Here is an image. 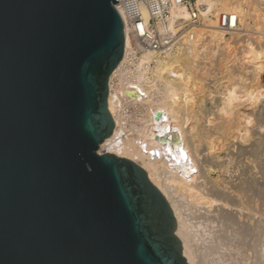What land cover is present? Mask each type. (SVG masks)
<instances>
[{"label": "water", "instance_id": "water-1", "mask_svg": "<svg viewBox=\"0 0 264 264\" xmlns=\"http://www.w3.org/2000/svg\"><path fill=\"white\" fill-rule=\"evenodd\" d=\"M118 0H0V264H189L136 162L98 152Z\"/></svg>", "mask_w": 264, "mask_h": 264}, {"label": "bare ground", "instance_id": "bare-ground-1", "mask_svg": "<svg viewBox=\"0 0 264 264\" xmlns=\"http://www.w3.org/2000/svg\"><path fill=\"white\" fill-rule=\"evenodd\" d=\"M196 1L204 5L199 8L203 23L182 27L165 50L139 48L129 34H124V54L108 83L107 106L114 128L98 152L126 157L145 170L171 208L187 263L264 264V241L258 243V238L264 237V192L229 186L240 200L238 211L245 210L246 217L250 212L260 214L252 228L247 218L236 224L241 213L235 216L229 209L234 203L226 197L227 187L222 180V189L205 186L211 168L206 164L218 163L219 151L228 147L227 141L233 145L237 138H246L250 113H264V85L260 84L264 70V0ZM168 12L165 29L174 35L181 22L175 20L187 19L189 14L182 5H174ZM142 14L146 21V9ZM222 14L227 29L219 25ZM159 23V30H164ZM251 28L256 29V35L249 33ZM136 50L141 52L138 57L134 56ZM239 60V69L233 71L232 65ZM129 63L133 69L129 65V69L124 68ZM211 76L212 87L225 89L219 91L220 96L208 113L204 97L207 92L216 91L208 89L203 80ZM123 96L145 103L142 120H150L154 126L143 124L134 132L125 133L119 109ZM245 106L250 110L248 115L243 111ZM154 109L163 112V116L155 113L161 117L162 126L154 121ZM189 142L195 146L203 143L207 158L198 163L197 152L187 149ZM247 148L240 146L238 151ZM218 200L220 204L215 205ZM219 221L223 224L221 229L210 227ZM198 231L202 234L197 235ZM251 231L256 233L249 245L244 239Z\"/></svg>", "mask_w": 264, "mask_h": 264}, {"label": "rangeland", "instance_id": "rangeland-1", "mask_svg": "<svg viewBox=\"0 0 264 264\" xmlns=\"http://www.w3.org/2000/svg\"><path fill=\"white\" fill-rule=\"evenodd\" d=\"M262 4H264V1H262ZM255 30L251 28L249 33L252 32L254 33V34L251 33L252 35H256L257 33L254 32ZM261 34L263 35L264 33L261 32ZM137 51L141 54L139 50H136L134 52L135 57H138L140 55V54H136ZM240 62L241 61L239 60L238 63L232 65L233 71H236L237 69H239ZM128 65L130 69H133V66L132 64L130 65V63L126 64L124 68L127 69ZM217 76L219 77V75ZM213 77L214 76L206 77L203 80L206 83L205 85H208V89H213L214 91H216V92H207L204 97V108L206 112L208 113L209 111H211L212 105L215 103V101L218 100V97L220 96L219 91H222L225 89V87H222V88L212 87L213 82H214ZM123 81L125 82V78ZM260 84L264 85V70L261 72V75H260ZM122 98L124 99L121 100L119 109L121 111L120 112L121 121L125 126V128L123 129L125 133L134 132L138 127L142 126L143 124H151L154 126V124H152V121L149 120V121L144 122V120H142L146 112V108H147L145 103H143L140 100H134V99L127 98L126 96H123ZM243 111L245 115H248L246 113L250 112V110L246 106L244 107ZM152 112H153L152 116H154L155 123H159V125L162 126L163 123L160 122L159 120L161 117H158V115L155 114L159 112V113H162V116H163L162 110L154 109ZM208 116H212V113L208 114ZM249 118L251 119V121L247 124L246 138L245 139L237 138L236 142H234L233 145H228L230 143L229 141H227L226 146L228 147L219 151L218 163L215 161H212L213 162L212 164H215V165L206 164L208 165V167H211V168H210V171L208 172V177L205 179V186L207 188L212 187V188L222 189L223 186L219 182V180H222L224 182V185L227 187L226 195L228 196L226 197L230 198L231 199L230 201L234 203L232 205L233 208L229 207V209H231V211H234L233 213L235 214V216L236 215L238 216L241 213V215L238 217V221L236 224L238 225V223L239 224L242 223V219L247 218L246 220L249 223V226L253 228L256 226L255 224L258 222V219H260L259 217L260 214L255 213L254 215L253 212H250L251 216L249 215V217H246L244 215L246 213L245 210L243 212L238 211L239 210L238 208L241 207V206L239 207L237 206V204H240V200L236 196V193L232 190V188H229V186L231 187L234 185H236V188L239 186H246L247 188H249V190L252 189L255 192H258V190H262L264 192V113L263 112L262 113L253 112L249 114ZM245 125L246 124H244L242 127H244ZM242 129L244 130V128ZM154 132H157V131L154 130ZM187 146H188L187 149L190 150L189 152L191 151L197 152V158H198L197 162L198 163L202 162L203 159L207 158L206 157L207 151L203 143H201L198 146H195L189 142ZM240 146H243V147L248 146L247 151H238V148ZM229 156L232 157L230 161H228ZM236 168L239 169L238 172L237 171L235 172ZM217 176H220V178L217 179ZM218 201L219 202L216 203L215 205L220 204L221 201L220 200ZM256 208H258V206H256ZM208 214H211V213H208ZM191 220L194 221V219H191ZM212 225H215L216 228L219 230L222 228L220 226L223 224L219 221V222L210 224V227ZM196 233L197 235H201L202 231H198ZM255 233L256 232L254 231L249 232V234L245 236L246 238L244 239V241L247 244L251 245L254 242L253 236ZM203 234L205 235L207 234V232H204ZM262 241H264V237L263 238L259 237L258 243L260 244V242Z\"/></svg>", "mask_w": 264, "mask_h": 264}, {"label": "built area", "instance_id": "built-area-1", "mask_svg": "<svg viewBox=\"0 0 264 264\" xmlns=\"http://www.w3.org/2000/svg\"><path fill=\"white\" fill-rule=\"evenodd\" d=\"M174 5L184 6L189 17L175 20L181 22L175 27L178 31L173 35L165 29L168 22L164 20V17L169 13L168 8ZM203 7L202 2L197 3L196 0H118L115 3V8L123 21L124 34H129L138 43L139 48H152L155 50L167 49L176 34L180 33L184 27L203 23L202 19L199 18V8ZM143 9H146L148 13L146 21L142 14ZM160 21L164 27L162 31L158 28ZM144 25L147 28H144ZM219 25L227 29L224 14L221 15ZM136 54L140 53L137 51Z\"/></svg>", "mask_w": 264, "mask_h": 264}]
</instances>
